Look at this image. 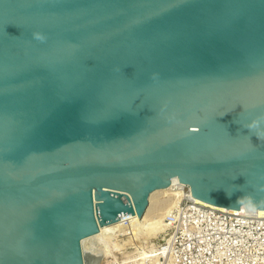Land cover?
<instances>
[{"label":"water","instance_id":"water-1","mask_svg":"<svg viewBox=\"0 0 264 264\" xmlns=\"http://www.w3.org/2000/svg\"><path fill=\"white\" fill-rule=\"evenodd\" d=\"M173 178L264 210V0H0V264H84Z\"/></svg>","mask_w":264,"mask_h":264},{"label":"built area","instance_id":"built-area-1","mask_svg":"<svg viewBox=\"0 0 264 264\" xmlns=\"http://www.w3.org/2000/svg\"><path fill=\"white\" fill-rule=\"evenodd\" d=\"M172 187L181 192L178 202L165 214L167 227L156 244L163 261L264 264V216L248 209L235 212L213 208L195 201L189 187ZM128 216H120L125 226ZM124 252L109 258L107 264H134Z\"/></svg>","mask_w":264,"mask_h":264},{"label":"bare ground","instance_id":"bare-ground-1","mask_svg":"<svg viewBox=\"0 0 264 264\" xmlns=\"http://www.w3.org/2000/svg\"><path fill=\"white\" fill-rule=\"evenodd\" d=\"M171 184H179L177 178L171 180ZM172 185L164 189L152 192L148 198V205L142 216L137 212L128 216V224L125 226L123 218L103 226H99L97 234L81 241L84 264H107L111 251H124L134 249L131 262L135 264H173L171 260H162L154 240L164 234L167 224L165 214L169 207L178 202L180 190H174ZM164 197L168 199H163ZM195 201L207 206L226 211H245V207L239 210H228L223 207L207 204L193 198ZM167 210V211H166ZM258 215L264 216V210H252ZM131 252V251H130ZM112 256V255H111ZM130 260V259H129Z\"/></svg>","mask_w":264,"mask_h":264},{"label":"rangeland","instance_id":"rangeland-1","mask_svg":"<svg viewBox=\"0 0 264 264\" xmlns=\"http://www.w3.org/2000/svg\"><path fill=\"white\" fill-rule=\"evenodd\" d=\"M163 199H168V198H166V197H164ZM172 207V206H171ZM171 207H169V209L171 208ZM168 209V210H169ZM167 211V210H166ZM162 235H160V236H158V238L156 239V240H154L153 242H154V244L156 245L157 243H158V241H160L161 239H162ZM131 251V252H130ZM134 249H131V247H130V249H126L125 250V252L124 251H116V250H113V251H111V253H110V255H109V258H115L116 257V255L118 254V253H121V254H123V252H124V254H127V255H129V256H127L128 258L127 259H130V261L132 260V257H130V255H132V253H134ZM112 255V256H111ZM109 258H108V262H109ZM135 264V263H134Z\"/></svg>","mask_w":264,"mask_h":264},{"label":"clouds","instance_id":"clouds-1","mask_svg":"<svg viewBox=\"0 0 264 264\" xmlns=\"http://www.w3.org/2000/svg\"><path fill=\"white\" fill-rule=\"evenodd\" d=\"M35 39L42 42V41L45 40V36L41 35L40 33H36L35 34Z\"/></svg>","mask_w":264,"mask_h":264}]
</instances>
